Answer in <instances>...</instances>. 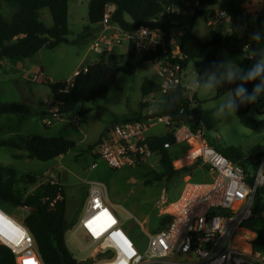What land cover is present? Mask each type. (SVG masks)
Segmentation results:
<instances>
[{
	"label": "rangeland",
	"instance_id": "rangeland-1",
	"mask_svg": "<svg viewBox=\"0 0 264 264\" xmlns=\"http://www.w3.org/2000/svg\"><path fill=\"white\" fill-rule=\"evenodd\" d=\"M88 1L68 0L69 42L61 43L53 49L41 48L37 52L39 64L33 60L34 63L27 72L20 69L18 64L21 61L0 59V104L25 103L32 108V113L29 115L0 114V140L39 134L46 137L63 136L74 141L75 145L58 158L54 157L47 161L25 156L16 158V155L25 152L0 145V165L16 170L19 179L16 188L23 196L41 193L44 185L50 180L57 182L62 187V198L66 205L65 219L69 223H77L84 215L90 183L93 181L103 183L124 233L135 242L138 250L143 252L147 245V233H156L167 225L169 221L167 206L177 199L184 182L189 179L207 181L211 178V173L200 161L186 163L189 160L188 157L183 156L186 150L185 144H175L169 148L174 161L173 166L175 168L187 166L185 171L161 179L156 178L159 172L157 155L149 156L144 162L135 166L111 168L88 149L113 123L142 114L141 103H146V106L150 105L156 110L160 96L158 95L155 102L150 104L148 102L150 96L143 98L140 90L145 77L155 78L154 67L148 62L141 63L132 74L119 72L105 98L96 102H83L69 114L59 112L50 88L41 81L68 80L74 68L80 70L87 63L98 61L101 57L88 50L91 38L98 28L97 24L88 22ZM251 1L243 0V3L247 4ZM250 7L255 9V12L253 15H246L250 28H246L244 38L251 39L254 45L252 49L260 55L261 60L264 59V0H255ZM14 10L15 8L8 2L0 0V12L5 19L9 20ZM40 19L47 26L52 24L47 8L40 11ZM182 23L184 28L191 26V31L201 41H208L214 34L202 17H197L192 22L191 16H186L182 19ZM85 26H90L92 31H84ZM237 29L240 30V25ZM256 34L261 38H254ZM118 50V47L115 48V52H119ZM203 54H206L205 51ZM195 62L197 59L188 64L187 77L190 82L196 81ZM221 64H231L236 67L230 63L228 52L224 49L218 51L217 63L212 70L218 77L224 71L219 67ZM40 66L43 68L41 70L43 73L39 70ZM195 91L197 99L201 102L200 118L204 128L203 137L207 144L216 148L232 147L239 150L243 159L247 158L246 169L252 173L256 158L249 157V151L256 146L264 147V127L256 131L240 123L234 112L227 109L223 113L218 112L221 103L234 92L233 88L218 98L215 97V89H206L205 83L198 84ZM51 110H58L59 115L47 125L43 122V118ZM248 114L255 120H264V92L249 108ZM151 133L163 135L165 129L163 126H157ZM24 175L34 177L35 182H25L21 177ZM19 206L22 205L0 202V208L4 213L26 227L24 221L30 209L26 207L27 210L24 211ZM259 225L258 217L255 216L249 228L257 231L256 227ZM77 235L80 237L81 232ZM65 239L74 257L82 258L90 253L91 248L83 250L77 246L69 231L66 232ZM82 244H85L84 240Z\"/></svg>",
	"mask_w": 264,
	"mask_h": 264
},
{
	"label": "built area",
	"instance_id": "built-area-1",
	"mask_svg": "<svg viewBox=\"0 0 264 264\" xmlns=\"http://www.w3.org/2000/svg\"><path fill=\"white\" fill-rule=\"evenodd\" d=\"M228 1L162 0L161 11L148 23L131 31L123 30L111 19L114 7L108 4L88 50L100 55L99 60L106 59L108 55L116 54L115 48L127 40V50L131 44L136 51L147 54V62L154 67L159 90L148 95L150 104L158 95L181 86L184 96L195 106L193 95L198 82L188 80L187 66L182 65V19L192 17L197 9L206 10V15L202 16L206 24L214 33L225 36L233 32L236 25ZM160 18L162 22H159ZM245 49H249V56L253 55L248 44ZM72 85L71 77L66 88ZM154 112L150 105L145 106L141 119L113 123L100 135L92 153L111 168L135 166L156 155L150 151L146 138L152 135L155 127L163 126L165 133L172 132L174 137V144L167 141L163 147L169 149L175 144H185L183 156L189 160L186 163L200 161L211 173V178L184 182L177 199L167 206V225L156 233L146 232L147 245L143 252L124 233L106 198L105 186L91 182L85 213L69 229L77 246L83 250L91 248L84 257H74L76 264H264V247L256 242L257 231L249 228L256 216L258 196L264 200V154L256 158L255 168L249 173L247 158L240 164L234 163L207 144L201 120L190 117L191 121L176 123L170 115ZM58 115V110H51L43 122L50 125ZM61 199L62 195L58 193L53 202ZM19 207L27 210L25 205ZM78 232H81L80 237ZM83 240L85 244H82ZM2 249L14 254L15 264H44L27 227L0 208Z\"/></svg>",
	"mask_w": 264,
	"mask_h": 264
},
{
	"label": "trees",
	"instance_id": "trees-1",
	"mask_svg": "<svg viewBox=\"0 0 264 264\" xmlns=\"http://www.w3.org/2000/svg\"><path fill=\"white\" fill-rule=\"evenodd\" d=\"M15 8L10 19L7 20L0 12V59L8 58L13 61H23L35 55L41 48L53 49L61 43H68V0H4ZM243 0H229L228 6L236 23L241 18V3ZM204 3H215L216 0H202ZM108 4L115 5L111 19L125 31H131L155 17L162 9V0H89L87 5V19L89 24H97L102 20ZM47 8L52 18V24L47 26L40 19V11ZM206 10H196L191 17L192 22L197 17L206 15ZM84 31H92L90 26H85ZM253 46L252 41L238 36L235 31L222 36L214 33L208 41H201L191 31V26L184 28L181 36V49L184 55L182 65L196 58L195 63L198 84L205 83L217 63V50L224 49L228 52L230 63L236 65L244 72H247L259 60L260 55L254 53L249 56V49L245 45ZM213 49L203 56L204 51ZM149 56L136 51L129 44L127 54H110L106 59H101L87 64L72 77L73 85L66 88L67 80L63 81H42L50 88L53 94V101L57 103L61 114H69L83 102H96L105 98L113 87L119 72L132 74L136 68L147 62ZM260 82L258 77L252 81L228 82L224 80L216 86L215 97L218 98L232 88L235 90L243 84L251 93L254 86ZM141 94L144 97L152 92H158L159 86L153 79L145 77L142 81ZM184 88L177 86L169 89L160 96L154 114L170 115L176 123L197 121L200 118V101L195 92L194 105L184 96ZM260 96L257 98V100ZM254 103V102H253ZM253 103L241 104L235 115L240 123L258 131L264 127V120L253 119L249 114V108ZM146 103H141L144 108ZM12 113L29 115L32 108L25 103H2L0 114ZM82 115V113H80ZM142 114L128 119H141ZM98 141V140H97ZM89 146V150L97 143ZM174 144L172 132L163 135L152 134L146 138L150 151L159 157V172L157 179L172 177L185 171L187 166L175 168L173 158L169 149L163 147V143ZM0 145L8 146L17 150H23L25 154L16 155L19 157L35 158L47 161L55 156H60L71 149L75 143L63 136H43L31 134L25 137H14L0 140ZM216 148V147H215ZM224 156L234 163H242L243 156L235 148H216ZM264 154V147L256 146L249 151V157L259 158ZM27 183H34L35 178L30 175L21 176ZM19 179L16 170L12 167L0 165V202L12 205H25L30 210L25 218V225L33 236L37 251L44 264H76V259L70 252L65 234L72 228L73 223L65 219V200H53L57 194L63 195L62 187L54 180L48 181L39 194L33 193L23 196L16 188ZM53 202V204H51ZM255 214L259 220L256 242L264 247V200L258 196L255 203ZM0 264H15L14 254L9 250H0Z\"/></svg>",
	"mask_w": 264,
	"mask_h": 264
},
{
	"label": "clouds",
	"instance_id": "clouds-1",
	"mask_svg": "<svg viewBox=\"0 0 264 264\" xmlns=\"http://www.w3.org/2000/svg\"><path fill=\"white\" fill-rule=\"evenodd\" d=\"M256 39H260V35L256 34ZM223 68L224 71L220 73L219 77L216 72H212L207 81L205 82L206 89H213L224 80L228 82H234L236 80L240 81H252L260 78V82L257 83L249 93L248 89L240 84L235 88L234 92L230 94L219 106L218 112L223 113L226 109L230 112H236L241 104L253 103L257 100L262 92H264V59L258 61L253 67H251L247 72H244L240 68L234 67L231 64L219 66Z\"/></svg>",
	"mask_w": 264,
	"mask_h": 264
},
{
	"label": "crops",
	"instance_id": "crops-1",
	"mask_svg": "<svg viewBox=\"0 0 264 264\" xmlns=\"http://www.w3.org/2000/svg\"><path fill=\"white\" fill-rule=\"evenodd\" d=\"M253 1H255V0H252L250 3H247V4H245V3H243V1H242V3H241V18H240V21H238V23H236V25L233 27V29H234V31L237 33V35L238 36H241V37H244V33H245V30H246V28L248 27V28H250L249 27V25H248V22H249V20H247V16L246 15H253V12H255V9H253L252 7H250V4L253 2ZM113 5V4H112ZM113 7H114V9H115V5H113ZM246 7V8H245ZM13 14V13H12ZM11 14V15H12ZM238 25H240V30L239 29H237V26ZM243 35V36H242ZM248 41H251V39H248ZM127 40H123V43H122V45L120 46V47H118V51L119 52H117L118 54H124V55H126L127 54ZM254 46V45H253ZM253 46L251 47V51H252V53L254 54L255 53V51H254V49H252L253 48ZM213 48L212 47H209V48H207L206 50H205V53L206 54H208L211 50H212ZM220 49H218L217 50V58H218V51H219ZM39 52V51H38ZM206 54H203V56L204 55H206ZM36 56H38L37 58H36ZM39 55L36 53L35 55H33L32 57H30V58H28V59H26V60H23V61H21V62H19V66H20V69L22 68L23 69V71H28L29 70V68H30V66H32L31 64H33L34 63V61H35V63H37V64H39L38 62L40 61L39 59ZM197 59V61L199 60L198 58H196ZM34 60V61H33ZM89 63H92V62H89ZM89 63H87V64H89ZM196 63V62H195ZM189 64V63H188ZM86 66V65H85ZM236 66V65H235ZM187 68H188V65H187V67H186V70H187ZM43 68L40 66V71L42 70ZM79 69L76 67V68H74L73 69V71H72V73L70 74V76L68 77V78H70V77H73L74 75H75V73L78 71ZM42 73H43V71H41ZM153 80H155V78H152ZM196 80H197V77H196ZM42 82V81H41ZM61 156V155H60ZM80 220V219H79ZM78 220V221H79ZM76 223L74 222L73 223V226L75 225ZM127 230V229H126Z\"/></svg>",
	"mask_w": 264,
	"mask_h": 264
},
{
	"label": "bare ground",
	"instance_id": "bare-ground-1",
	"mask_svg": "<svg viewBox=\"0 0 264 264\" xmlns=\"http://www.w3.org/2000/svg\"><path fill=\"white\" fill-rule=\"evenodd\" d=\"M96 166H94V168H95ZM94 168H92V169H94ZM97 182H99V181H97ZM101 183V182H100ZM103 184V183H102ZM104 185V184H103ZM106 189V188H105ZM106 198H107V200L109 201V199H108V196H107V192H106ZM110 202V201H109ZM110 204H111V202H110Z\"/></svg>",
	"mask_w": 264,
	"mask_h": 264
},
{
	"label": "water",
	"instance_id": "water-1",
	"mask_svg": "<svg viewBox=\"0 0 264 264\" xmlns=\"http://www.w3.org/2000/svg\"><path fill=\"white\" fill-rule=\"evenodd\" d=\"M159 22H162V18L159 19ZM56 158H58V156H55Z\"/></svg>",
	"mask_w": 264,
	"mask_h": 264
}]
</instances>
